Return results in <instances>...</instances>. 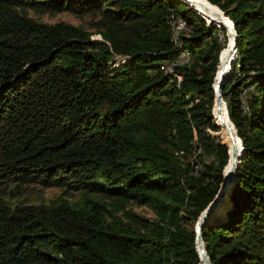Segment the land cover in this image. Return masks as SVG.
Masks as SVG:
<instances>
[{"label": "trees", "instance_id": "1", "mask_svg": "<svg viewBox=\"0 0 264 264\" xmlns=\"http://www.w3.org/2000/svg\"><path fill=\"white\" fill-rule=\"evenodd\" d=\"M200 1L236 30L217 99L229 34L186 0H0V264H203L205 209L208 264H264V0Z\"/></svg>", "mask_w": 264, "mask_h": 264}, {"label": "bare ground", "instance_id": "2", "mask_svg": "<svg viewBox=\"0 0 264 264\" xmlns=\"http://www.w3.org/2000/svg\"><path fill=\"white\" fill-rule=\"evenodd\" d=\"M187 1L189 3H192V4L196 5L198 7V9H200V11H201V13L203 15H208V17H210V18H214L216 20H219V17L216 15L217 14L216 10L214 9L215 11H213V10L209 9L208 6L205 3H203L202 1H200V0H187ZM177 21L180 24H182L184 27L181 28L179 24H174L173 17H171L170 20H169L170 26H171V30H172V37H173V39H174V41L176 43H178L181 34L187 32L184 23L182 21H180L179 19H177ZM206 21H208V20H206ZM229 35L234 39V37L231 34H229ZM230 55L231 54H229V55H227L225 57V60H224V63H223L224 65H223L222 73L219 76V78L217 80H215V83H214V87H215L214 89H215V93H216V98L215 99H217L218 96H220V93H221V89H222L221 88L222 82L220 81L221 76L225 73V71L230 70V66H231ZM184 56H186L189 59L183 60L182 58ZM190 60L191 59L187 55V53H184V54L180 55V57L174 63H172V67H178V66H181V65H184V64H188L190 62ZM174 72L175 71H169V68H168V65H167V67L165 68V74L170 76V77H173L174 79H176L178 84H179L181 79ZM215 116L217 118L218 123L223 128V130L226 132V134L229 136L232 144L235 146V148L237 149L238 154H239V152H240V150H239L240 149L239 142H238V140L236 139V137L234 135L232 136L228 132L229 127L226 124V121L224 119V114L222 115V110L219 108L218 104H216V106H215ZM196 169L198 170L199 167H196ZM229 172L230 171H229V168H228L226 175H228ZM202 263L204 264L203 261H202Z\"/></svg>", "mask_w": 264, "mask_h": 264}, {"label": "rangeland", "instance_id": "3", "mask_svg": "<svg viewBox=\"0 0 264 264\" xmlns=\"http://www.w3.org/2000/svg\"><path fill=\"white\" fill-rule=\"evenodd\" d=\"M192 5H194V4H192ZM193 7L198 12V14L200 16H203L206 20L209 21V19H214V18L208 17V15H203L201 13L200 9H198V7L196 5H194ZM211 10L215 11L214 9H211ZM39 19L41 21L47 22V23H55L57 21H65V22H69V23L74 24V25L81 24L84 26H87V22L89 21L88 17L80 18V17H77V16L70 14L68 12H62V13H58L55 15L44 14V15L39 16ZM228 36H230V35H228ZM228 36H226V39H225V37L221 34L220 38H221L222 42L226 41V45H225L227 47L226 56L231 54L230 55V57H231L234 54V52L231 51V47H232L233 43L228 48ZM230 38H232V37L230 36ZM234 58H236V56ZM232 59L233 58L230 59V62H232ZM250 92H253V89L246 90L245 94L248 95ZM61 191L62 190L60 188L52 187V188L41 189V188H39V186L31 185V186L27 187V192L24 193V196H27L28 199L31 201H42L43 200L45 202H48L49 200L59 196ZM135 209H136V211H138L144 215L152 216V212L147 207H135Z\"/></svg>", "mask_w": 264, "mask_h": 264}, {"label": "water", "instance_id": "4", "mask_svg": "<svg viewBox=\"0 0 264 264\" xmlns=\"http://www.w3.org/2000/svg\"><path fill=\"white\" fill-rule=\"evenodd\" d=\"M187 1V0H186ZM218 16L220 17L219 20H217L220 24H222L224 26V28L226 29V31L231 34L233 37H234V44L232 45L231 47V51L233 52H237L236 51V42H237V36H236V30L234 29V27L232 26V24L226 20V18L224 16H222L221 14H218ZM203 19H205L203 16H201ZM206 20V19H205ZM211 23V22H210ZM236 62V60H235ZM234 62V64H235ZM233 64V65H234ZM230 70L228 71H225V73L221 76L220 78V81L223 83V81L226 79L228 73H229ZM215 88V87H214ZM222 88V86H221ZM221 97H222V93H221ZM224 102V101H223ZM225 104V102H224ZM226 106V105H225ZM228 132L230 133V135H234L232 133V130L231 129H228ZM236 136V135H235ZM240 152L239 154L236 155V157L232 160L230 166H229V171H231L233 169V167L236 165L237 161H238V158L241 156L242 154V151H241V145H240ZM226 189V183H224V187L223 189L221 190L220 194H219V197L222 196L224 190ZM218 199H216L214 202L211 203V205H213ZM207 212H206V209L203 211V213L201 214L199 220H198V223H197V226H196V230H197V240L199 242V249H200V254H201V258H202V261L204 262V264H208L207 261H206V256H205V251H204V247H203V243H202V240L200 238V226L203 222V219L204 217L206 216Z\"/></svg>", "mask_w": 264, "mask_h": 264}, {"label": "built area", "instance_id": "5", "mask_svg": "<svg viewBox=\"0 0 264 264\" xmlns=\"http://www.w3.org/2000/svg\"><path fill=\"white\" fill-rule=\"evenodd\" d=\"M173 20H174V24H179L181 28L184 27L182 24H180V23L177 21L176 17H173ZM182 59H183V60H186V59H189V58H187L186 56H184ZM168 68H169V71H176V68H177V67H172V62H170V63L168 64ZM244 94H245V93H244ZM246 105H247V104L245 103V100L243 99V109H244V112H245V106H246Z\"/></svg>", "mask_w": 264, "mask_h": 264}]
</instances>
